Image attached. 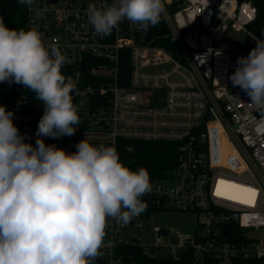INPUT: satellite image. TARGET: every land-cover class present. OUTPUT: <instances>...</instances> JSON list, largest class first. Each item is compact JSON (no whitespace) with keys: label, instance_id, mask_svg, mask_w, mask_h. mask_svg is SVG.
<instances>
[{"label":"built area","instance_id":"1","mask_svg":"<svg viewBox=\"0 0 264 264\" xmlns=\"http://www.w3.org/2000/svg\"><path fill=\"white\" fill-rule=\"evenodd\" d=\"M111 3L26 5V30H38L46 46L60 48L69 61L62 69L77 85L72 97L81 122L75 134L42 137L45 144L72 147L86 138L116 149L119 141L176 145L172 173L151 179L152 191L142 198L146 208L130 222L109 219L102 255L93 264H264V113L250 107L229 78L237 58L256 46L249 27L257 8L249 0H163L178 59L127 20L98 36L86 9ZM233 34L241 40L232 41ZM0 106L35 144L44 104L23 85L0 82ZM239 189L245 192L240 199ZM172 212L196 213L194 233L152 225ZM146 228L155 234L154 244L142 245L131 233Z\"/></svg>","mask_w":264,"mask_h":264},{"label":"clouds","instance_id":"2","mask_svg":"<svg viewBox=\"0 0 264 264\" xmlns=\"http://www.w3.org/2000/svg\"><path fill=\"white\" fill-rule=\"evenodd\" d=\"M18 2L32 6L35 0ZM163 11V0H112L89 5L86 16L105 37L125 20L147 31ZM255 43L229 78L249 106L264 113V39ZM68 62L38 30L12 29L0 19V82L23 85L45 106L35 146L0 106V264H93L109 219L127 224L145 210L142 198L152 191L149 172L126 166L114 146L85 138L67 152L45 144L42 137L73 136L81 122L72 97L76 82L61 71Z\"/></svg>","mask_w":264,"mask_h":264},{"label":"trees","instance_id":"3","mask_svg":"<svg viewBox=\"0 0 264 264\" xmlns=\"http://www.w3.org/2000/svg\"><path fill=\"white\" fill-rule=\"evenodd\" d=\"M257 8V18L249 27L250 31L260 39H264V0H249ZM7 8V9H6ZM172 9L175 10L174 7ZM0 19L5 25L12 29L26 30V5H21L18 0H0ZM147 41L155 46L165 48L174 57L180 59V50L175 38L172 36L169 26L164 17L161 15V20L156 26H150L146 31ZM252 48L248 49V54ZM126 60V61H125ZM129 65V59H124L123 63ZM65 76H69L67 69H61ZM31 97L35 99L34 93ZM78 144V143H77ZM71 147L70 152L76 151V145ZM99 146L102 143H91ZM49 145V144H46ZM111 146L109 144H103ZM132 147L133 151L129 152L128 148ZM117 151L120 155L121 161L133 170L139 167H144L150 174V178H166L169 176L176 166V145L173 143L164 142H136L129 143L119 141ZM137 259L140 256L137 255ZM147 263H158L157 261L148 260Z\"/></svg>","mask_w":264,"mask_h":264},{"label":"rangeland","instance_id":"4","mask_svg":"<svg viewBox=\"0 0 264 264\" xmlns=\"http://www.w3.org/2000/svg\"><path fill=\"white\" fill-rule=\"evenodd\" d=\"M239 36L240 35L233 34L229 37H231L232 41H240L241 38ZM32 145L35 146V144ZM56 146L58 148H63L67 152H70L71 149V146L69 144H60ZM230 152L231 154L233 153L232 151ZM198 222L199 217L194 212H172L159 215L157 219L152 223V225L159 228L171 229L180 234H191L194 233ZM131 233L136 235L140 239L142 245H150L156 242L155 234L150 229L146 228L141 230H135Z\"/></svg>","mask_w":264,"mask_h":264},{"label":"bare ground","instance_id":"5","mask_svg":"<svg viewBox=\"0 0 264 264\" xmlns=\"http://www.w3.org/2000/svg\"><path fill=\"white\" fill-rule=\"evenodd\" d=\"M239 190H240V192H238L237 195H238V197L240 199V198L243 197V195L245 194V192L243 190H241V189H239ZM229 194H231V192H229Z\"/></svg>","mask_w":264,"mask_h":264},{"label":"water","instance_id":"6","mask_svg":"<svg viewBox=\"0 0 264 264\" xmlns=\"http://www.w3.org/2000/svg\"><path fill=\"white\" fill-rule=\"evenodd\" d=\"M6 9H7V8H6ZM163 234H164V235H167V234H168V231H163ZM225 234H226V233H225ZM133 241L136 242L135 239H133ZM173 241L176 242V243L178 242L177 239H173Z\"/></svg>","mask_w":264,"mask_h":264},{"label":"snow or ice","instance_id":"7","mask_svg":"<svg viewBox=\"0 0 264 264\" xmlns=\"http://www.w3.org/2000/svg\"><path fill=\"white\" fill-rule=\"evenodd\" d=\"M249 191H254L253 189H249Z\"/></svg>","mask_w":264,"mask_h":264}]
</instances>
